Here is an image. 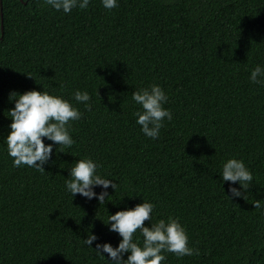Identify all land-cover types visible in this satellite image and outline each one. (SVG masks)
Listing matches in <instances>:
<instances>
[{"label": "trees", "instance_id": "trees-1", "mask_svg": "<svg viewBox=\"0 0 264 264\" xmlns=\"http://www.w3.org/2000/svg\"><path fill=\"white\" fill-rule=\"evenodd\" d=\"M257 64L264 0H118L112 10L90 0L68 14L44 0H0V264H107L81 240L91 231L115 247L120 237L103 222L143 200L155 205L153 223L178 218L198 250L164 252L161 264H264V209L253 205L264 200V86L249 80ZM151 84L172 113L155 140L140 131L132 100ZM29 90L82 113L70 121L74 144L54 145L45 172L14 167L6 150L10 93ZM84 157L118 184L104 204L65 190L70 164ZM228 158L252 172L244 198L225 196ZM134 239L143 241L138 231Z\"/></svg>", "mask_w": 264, "mask_h": 264}, {"label": "clouds", "instance_id": "clouds-1", "mask_svg": "<svg viewBox=\"0 0 264 264\" xmlns=\"http://www.w3.org/2000/svg\"><path fill=\"white\" fill-rule=\"evenodd\" d=\"M90 0H44L47 6L64 14L74 8L87 9ZM103 8L112 10L118 6V0H101ZM249 80L264 86V66L257 64L250 72ZM14 107L8 110L11 123L8 125L7 135L4 137L6 150L12 158L14 167L28 166L39 172L44 171L52 155L53 147L71 148L74 140L70 135V121L81 119L82 113L68 100L52 95L48 91L29 90L20 94L10 93L9 99ZM73 99L83 103L86 108L91 105L89 94L76 90ZM165 91L158 84H151L147 88H140L132 92V100L139 105L134 113L136 124L145 137L157 139L164 120L171 121L172 113L164 107L167 102ZM50 141L51 143H45ZM63 153V152H57ZM68 168V177L64 179L66 192L71 194L72 200L79 194L87 201L96 199L99 205L104 204L111 197L109 187L115 192L118 184L100 174V163L91 157L76 159ZM253 180L252 172L243 160L228 158L221 164L220 182H229L228 193L225 196L244 198V190L248 189ZM236 184L239 186L233 187ZM101 191H94L96 187ZM254 208L264 209V200H255ZM155 205L143 200L131 208L108 214L107 226L109 232L118 234V244L113 247L108 242L98 243V237L88 232L82 244L91 249L107 264H161L165 260L164 252L174 253L178 257L198 254V250L188 247V235L185 227L178 218L168 217L167 221L159 219L152 222L151 213ZM148 221V225H145ZM80 223V222H79ZM91 227V226H90ZM139 232L142 243L134 239V233ZM95 243V248L92 247ZM107 254V259L105 255ZM125 254H127L125 258Z\"/></svg>", "mask_w": 264, "mask_h": 264}, {"label": "water", "instance_id": "water-1", "mask_svg": "<svg viewBox=\"0 0 264 264\" xmlns=\"http://www.w3.org/2000/svg\"><path fill=\"white\" fill-rule=\"evenodd\" d=\"M1 16L3 17V14H2V12H1Z\"/></svg>", "mask_w": 264, "mask_h": 264}]
</instances>
